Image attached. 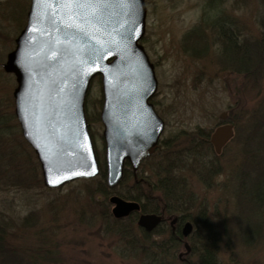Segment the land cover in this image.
<instances>
[{
    "label": "rangeland",
    "instance_id": "obj_1",
    "mask_svg": "<svg viewBox=\"0 0 264 264\" xmlns=\"http://www.w3.org/2000/svg\"><path fill=\"white\" fill-rule=\"evenodd\" d=\"M144 1L146 32L141 44L155 66L158 80L157 91L150 100L166 123L161 137L166 142L163 158L171 162V155L186 161V156L179 153H188L196 146L201 147L200 154H205L203 138L212 133L224 111L235 123L236 135L215 163L195 159L192 167L183 171L192 193L190 211L167 213L166 222L149 237L142 233L137 220L121 222L123 228H131L130 236L137 244L133 248L131 239L122 238L116 231L119 225L112 214L114 204L110 203L112 196L121 197L116 189L122 182L106 194L100 191V176L59 188L45 186L41 163L24 138L15 113L16 76L3 68L25 28L31 0H0V219L8 218L11 223L0 238L5 237L4 242L19 248L16 255L21 254L24 264H151L154 252L157 264H180L185 257L195 259L186 249H191L189 238L193 234L182 236V241L173 246L174 217H182V224L191 221L193 233L204 235L200 210L206 212L220 234L219 259L223 264H264V231L248 238L244 228L252 220L240 216L237 207L238 170L245 158V136L264 103V58L253 74L242 72L238 66L229 69L219 51V29L212 26L211 19L221 13L227 15L235 19L240 38L257 41L264 28V0H216V13L210 8V0ZM206 47H210L208 53L203 51ZM103 100L102 78L95 75L85 109L101 166H105ZM157 163L153 156L136 174L129 168L135 177L127 181L128 186L123 185V190L142 192L151 200L155 196L162 199L158 191L151 192L144 184ZM170 176L175 178L173 173ZM134 180L141 181V185L132 186ZM241 219L245 221L243 228ZM13 256L9 252L6 261Z\"/></svg>",
    "mask_w": 264,
    "mask_h": 264
},
{
    "label": "water",
    "instance_id": "obj_2",
    "mask_svg": "<svg viewBox=\"0 0 264 264\" xmlns=\"http://www.w3.org/2000/svg\"><path fill=\"white\" fill-rule=\"evenodd\" d=\"M146 16L144 0H31L27 24L3 68L16 76L15 113L41 163L45 186L57 188L100 173L85 114L95 75L102 76L109 187L123 179L126 161L136 172L155 153L165 122L150 102L158 81L140 43ZM220 117L225 120L228 113ZM234 134L230 123L213 131L210 142L217 154ZM110 202L118 219L141 209L137 201L118 195ZM161 222V215L144 213L138 224L151 232ZM192 230L187 222L183 235Z\"/></svg>",
    "mask_w": 264,
    "mask_h": 264
},
{
    "label": "trees",
    "instance_id": "obj_3",
    "mask_svg": "<svg viewBox=\"0 0 264 264\" xmlns=\"http://www.w3.org/2000/svg\"><path fill=\"white\" fill-rule=\"evenodd\" d=\"M211 9L215 10V6L219 5V2L216 0H210ZM213 4V5H212ZM227 15H217L216 17H211L212 26H216L219 29V32L216 31L220 46V52L222 58H225V62L229 65V69H232L233 66H238L239 70H243L244 73L253 74L254 71L258 69L260 64L262 65L264 58V28L262 29L261 36L257 41L250 42L247 39H242L239 37V33L236 31L235 19ZM228 24V25H227ZM239 34V35H238ZM223 47V50H222ZM210 47H206L203 51H209ZM220 54V53H219ZM241 72V71H240ZM264 104V103H263ZM253 117L255 121L251 126V130L248 135H246L245 144L243 152L245 158L242 163L239 165L238 175H239V197H238V212L240 216H245L246 218L252 220L247 221L245 226V232L248 234V238L254 237L257 232L264 231V107ZM230 120V119H229ZM232 121V120H230ZM256 137V138H255ZM202 147L207 148L205 154H200L198 152L201 147L196 146L193 149H190L188 153L185 151L184 154L179 153L183 156H186V161L180 157H172L171 162H168L167 157L162 154V148L166 145V142L162 141V144L157 152L154 155L157 158V164L154 165L152 176L146 177L145 185L148 186V190L156 193L158 191L162 199L159 196L153 197V200L150 199L146 194L142 192H128L123 190V185L128 186L127 181L130 178L135 176L131 174L130 170L125 172L124 179L119 187L116 189V192L125 199L136 200L141 203V212L147 213H159L164 216L167 213H178L184 209L189 211L191 210V196L192 193H189V179L188 176L183 174V171H187L188 168L192 167V163L200 158L208 159L204 163L211 162L210 164L215 163L218 160V156L214 153V150L209 142V134L203 138ZM211 151V152H210ZM211 153L209 157L208 153ZM153 158V157H151ZM149 158L146 162L151 160ZM170 161V160H169ZM167 162L171 164L169 167ZM171 172V173H170ZM173 173L175 178H172L170 175ZM134 176V177H133ZM100 179L103 180L102 186H100V191L106 194V191H110L106 183V171L105 166H102ZM183 178V179H182ZM186 178V179H185ZM135 181V180H134ZM141 181L137 180L132 184L134 187H138ZM130 188V187H128ZM115 190V189H114ZM238 194V191H237ZM186 195V197H185ZM147 196V197H146ZM146 197V198H145ZM185 197V198H184ZM254 211V212H253ZM199 220L201 226L205 229V234L197 235V232L189 238L192 241L191 251L195 259L186 258L180 264H223L219 259V239L220 234L215 227V224L212 223L210 218L207 216L204 210L199 211ZM138 213H134L133 216H130L124 220H131L136 222L138 218ZM182 219V217H181ZM180 217L179 222L182 223ZM124 220H114L119 226H117L116 231L119 232L122 238L128 237L131 239V245L133 248L136 247V241L134 236H130L131 228L120 226L121 222ZM242 228L245 225V221L241 219ZM11 227V223L8 218L0 219V235L8 230ZM141 229V228H140ZM159 229H156L157 232ZM142 233L149 237L150 234L142 230ZM4 234V233H3ZM130 236V237H129ZM171 239L173 241V246L182 241V235L180 230H171ZM5 240L0 238V264H24L23 260H26L18 254V249L13 246H10L9 243L4 242ZM250 241V240H249ZM10 248H13L11 250ZM146 251V250H144ZM14 254L12 260L6 261V255L8 253ZM149 251L147 252L148 255ZM155 254V255H154ZM151 264H157L158 256L156 253H152L150 257ZM32 264V263H31ZM165 264V263H163ZM175 264V262L173 263Z\"/></svg>",
    "mask_w": 264,
    "mask_h": 264
},
{
    "label": "flooded vegetation",
    "instance_id": "obj_4",
    "mask_svg": "<svg viewBox=\"0 0 264 264\" xmlns=\"http://www.w3.org/2000/svg\"><path fill=\"white\" fill-rule=\"evenodd\" d=\"M222 123H224V122H222ZM222 123H219V125L220 124H222ZM176 220V222H175V227H174V229H178V230H180V232L182 233L183 232V227H184V224H182L181 222H179V218H178V220L177 219H175Z\"/></svg>",
    "mask_w": 264,
    "mask_h": 264
},
{
    "label": "bare ground",
    "instance_id": "obj_5",
    "mask_svg": "<svg viewBox=\"0 0 264 264\" xmlns=\"http://www.w3.org/2000/svg\"><path fill=\"white\" fill-rule=\"evenodd\" d=\"M227 112H228V111H227ZM228 113H229V112H228ZM220 115H221V114H220ZM219 120H220L219 123L224 122V119H221L220 116H219ZM219 123H218V125H219ZM218 125H217V126H218ZM217 126H216V127H217ZM235 135H236V133H235ZM235 135H234V137H235ZM229 142H230V141H229ZM229 142L226 144V146L229 144Z\"/></svg>",
    "mask_w": 264,
    "mask_h": 264
}]
</instances>
